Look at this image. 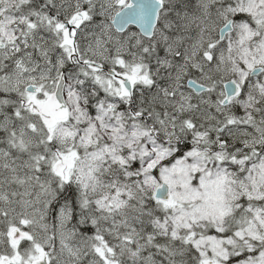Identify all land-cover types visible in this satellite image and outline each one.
<instances>
[{"label": "snow or ice", "instance_id": "1", "mask_svg": "<svg viewBox=\"0 0 264 264\" xmlns=\"http://www.w3.org/2000/svg\"><path fill=\"white\" fill-rule=\"evenodd\" d=\"M0 264H264V0H0Z\"/></svg>", "mask_w": 264, "mask_h": 264}]
</instances>
